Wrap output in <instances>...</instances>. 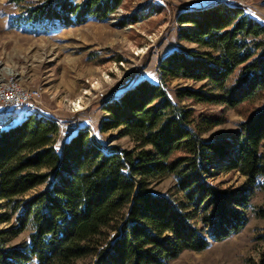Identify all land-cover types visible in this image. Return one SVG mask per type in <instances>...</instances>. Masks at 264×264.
I'll list each match as a JSON object with an SVG mask.
<instances>
[{"label": "trees", "instance_id": "trees-1", "mask_svg": "<svg viewBox=\"0 0 264 264\" xmlns=\"http://www.w3.org/2000/svg\"><path fill=\"white\" fill-rule=\"evenodd\" d=\"M122 1L42 0L8 19L12 26L48 31L109 18ZM176 13L178 38L198 48L180 45L158 57L159 80L205 79L210 88L179 87L175 101L158 81H121L99 100L107 114L98 131L117 127L132 137L131 148L103 150L86 125L56 145L60 128L49 116L28 113L0 125V198L15 201L0 212V221L18 210L16 224L0 228V264H71L88 255L90 264H166L184 249L206 248L209 236L220 240L247 223L250 189L217 186L206 177L233 169L264 187V100L254 105L264 99V23L242 5L223 1ZM185 98L221 102L241 110L243 119L230 135L207 137L203 133L221 117L196 112L180 103ZM162 172L175 175L187 201L200 210L199 226L183 204L146 189L147 178ZM256 214L264 215V205ZM28 225L29 241L9 245ZM255 264H264V256Z\"/></svg>", "mask_w": 264, "mask_h": 264}, {"label": "rangeland", "instance_id": "rangeland-1", "mask_svg": "<svg viewBox=\"0 0 264 264\" xmlns=\"http://www.w3.org/2000/svg\"><path fill=\"white\" fill-rule=\"evenodd\" d=\"M41 1L0 0V67L7 66L12 70L4 73L0 68L4 73L1 77H16L21 88L32 92L34 100L42 106V112L58 122L60 130L55 137L56 145L78 126L86 125L90 137L103 150L114 144L129 149L134 144L132 137L119 134L117 127L98 131L99 118L107 114L100 107L99 100L109 96L126 78L144 76L150 81H158L175 101L179 87L210 88L205 79L195 81L174 77L164 82L159 80L158 57L180 45L198 48L196 43L178 38V9L212 1L237 3L264 23V0H123L106 19L89 17L81 24L48 31H35L32 25L23 23L20 26L9 24L11 15H20L25 6ZM263 100L260 96L254 105ZM74 101L80 102V106L73 105ZM179 101L196 112L202 110L221 117L220 122L203 133L207 137L228 136L243 119L241 110L224 107L221 102H197L190 98ZM206 179L217 186L249 188L248 221L234 234L220 240H212L209 236L206 248L184 249L166 264H255L264 256L261 238L264 215L256 214L264 205V187L249 183L243 174L233 169H218ZM46 183L28 189L23 197L27 198ZM145 187L152 193L167 196L173 203L183 204L192 223L201 224L200 210L187 201L177 186L175 175L169 172L150 175ZM13 202L0 198V212L10 211ZM17 213L15 210L8 220L0 221V228L14 226ZM30 230L31 225L26 226L10 237L8 244L24 246L29 241ZM114 234L112 231L110 236L114 237ZM92 259L91 255L75 258L71 264H90Z\"/></svg>", "mask_w": 264, "mask_h": 264}, {"label": "built area", "instance_id": "built-area-1", "mask_svg": "<svg viewBox=\"0 0 264 264\" xmlns=\"http://www.w3.org/2000/svg\"><path fill=\"white\" fill-rule=\"evenodd\" d=\"M13 85H15V82L12 77L6 79L0 76V104L6 108L16 105L24 115L29 112L40 115L42 113V106L34 100L32 92L19 88L21 93L16 94L11 91ZM24 92L25 94L23 95Z\"/></svg>", "mask_w": 264, "mask_h": 264}, {"label": "crops", "instance_id": "crops-1", "mask_svg": "<svg viewBox=\"0 0 264 264\" xmlns=\"http://www.w3.org/2000/svg\"><path fill=\"white\" fill-rule=\"evenodd\" d=\"M20 118H22V117H21V114H20L19 109L17 107L6 109V108L2 107L0 104V125L4 124L5 122H8L9 124H11L12 122H14Z\"/></svg>", "mask_w": 264, "mask_h": 264}, {"label": "bare ground", "instance_id": "bare-ground-1", "mask_svg": "<svg viewBox=\"0 0 264 264\" xmlns=\"http://www.w3.org/2000/svg\"><path fill=\"white\" fill-rule=\"evenodd\" d=\"M1 68V70L5 73V72H10V71H12L10 68H8L7 66H1L0 67ZM3 73V74H4ZM1 72H0V76H2L3 75ZM11 74V73H10ZM11 77H12V79H13V81L15 82V85H13V87H12V92H14V93H21L20 91V89H21V87H22V85L19 83V81L16 79V77H14L13 75H11ZM20 88V89H19ZM25 94V92L23 93V95ZM80 103V102H79ZM79 103L76 101H74L73 102V105H76L77 107H79L80 105H79ZM2 106V105H1ZM3 107V106H2ZM17 106L16 105H11L9 108H6V107H4V108H6V109H10V108H16ZM18 109H19V107H17ZM19 111L21 112V110L19 109ZM29 113H31V112H29ZM21 114L23 115V116H25L22 112H21ZM26 114H28V113H26ZM31 114H33V115H35L34 113H31ZM41 116H46L45 114H44V112H42L41 114H40ZM40 115H35V116H40Z\"/></svg>", "mask_w": 264, "mask_h": 264}]
</instances>
